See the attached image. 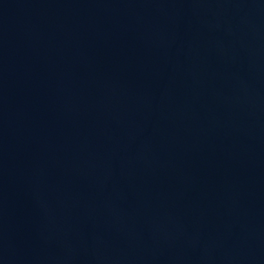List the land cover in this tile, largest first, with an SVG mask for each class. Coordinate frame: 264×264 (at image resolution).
<instances>
[{
  "label": "water",
  "instance_id": "1",
  "mask_svg": "<svg viewBox=\"0 0 264 264\" xmlns=\"http://www.w3.org/2000/svg\"><path fill=\"white\" fill-rule=\"evenodd\" d=\"M0 264H264V0H0Z\"/></svg>",
  "mask_w": 264,
  "mask_h": 264
}]
</instances>
